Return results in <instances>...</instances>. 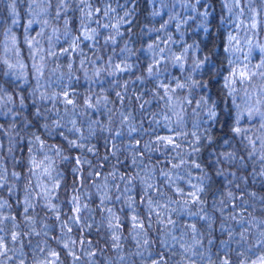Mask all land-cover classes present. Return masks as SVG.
<instances>
[{
  "label": "trees",
  "instance_id": "obj_1",
  "mask_svg": "<svg viewBox=\"0 0 264 264\" xmlns=\"http://www.w3.org/2000/svg\"><path fill=\"white\" fill-rule=\"evenodd\" d=\"M253 1L257 7L259 0ZM87 2L91 9L100 8L101 12L89 18L81 12L84 5L79 0H67V10L61 8L57 18L60 0L47 1L49 24L37 48L44 65L39 78L21 28L15 30L27 65L24 78L8 74V63L0 49V183L4 184L0 187V205H4L0 207V218H15L0 223L4 229L0 234H6L9 248L14 249L8 254L10 259L0 258V264H42L49 249L60 253L61 264H74L63 248L65 242L72 247L68 237L77 242L75 252L80 259L75 264H154L161 257L166 264H220L224 259L230 264H259V257L264 256V176L260 175L264 160L259 158L264 155V135L256 132L255 120L250 122V129L239 120L244 89L239 77L232 76L243 68L235 48L237 40L243 42L239 32L243 16L235 8L230 9L226 0ZM23 3H17L21 26L26 22L28 0ZM205 11L209 13L207 20L202 15ZM0 15L3 27L9 19L3 0ZM81 23L88 31L96 30L98 35L93 41L82 38ZM104 24L109 27H102ZM114 26H118L119 34ZM75 36L81 37L79 47L65 54ZM109 37H114L115 43H105ZM230 37L234 39L230 41ZM49 51L57 55H49ZM115 65L131 66V70L120 71ZM150 65L154 73L151 77L147 72ZM177 83L185 87L178 88ZM252 88L253 92L257 90ZM65 91L74 105L64 102ZM41 94L46 99H41ZM9 95L13 97L11 102L7 100ZM21 96L25 100L23 109ZM89 98L92 108L85 103ZM209 107L215 111V118L209 117ZM37 109L42 113L40 117L35 116ZM57 121L63 127H56ZM71 121H75L79 132L69 131ZM235 127L241 129L240 134ZM33 133L44 142L43 150L39 143H31ZM64 137L83 144V149L69 147ZM160 137L174 142L167 144ZM249 138L255 141L254 148ZM56 148L68 159L57 155L52 150ZM45 153L53 162L55 179L49 180L38 172V181L29 172V159L34 156L40 161ZM229 154L237 159L226 161ZM76 157L88 163L76 165ZM174 164L179 167L174 168ZM75 168H79L78 173H74ZM128 177L133 178L130 185ZM56 180L60 186L53 193V211L37 195L41 191L37 183L52 188ZM147 184L153 188H147ZM192 185L203 187L204 191L198 193L202 204L193 203L188 195L194 190ZM126 186L130 188L127 193ZM104 193L111 197L105 200L106 207L121 218L123 225L119 249L111 246L105 220L108 214L100 206ZM26 196L34 204L27 214L30 220L23 213ZM73 196H79L80 204L88 206L76 214L86 225L83 230L71 223L75 214ZM129 197L145 227L151 222L147 246L142 245V236L134 237ZM148 199L154 209L150 216ZM185 200L189 201L186 206ZM156 212L161 214L163 224L158 222ZM201 215L209 220H201ZM169 217L175 225L168 224ZM62 223L72 231L67 232ZM193 223L199 233L196 240L202 245L193 240L188 227ZM13 231L31 234L22 235V246L13 245ZM209 239L213 241L211 245ZM80 240L86 243L81 245Z\"/></svg>",
  "mask_w": 264,
  "mask_h": 264
},
{
  "label": "snow or ice",
  "instance_id": "obj_2",
  "mask_svg": "<svg viewBox=\"0 0 264 264\" xmlns=\"http://www.w3.org/2000/svg\"><path fill=\"white\" fill-rule=\"evenodd\" d=\"M197 3L200 2V0H196ZM238 2V0H237ZM79 3L80 4H83L84 5V8L81 9V12L84 13L85 16L87 17H92L94 14H99L101 12V9L100 8H96V9H91V6L90 4H88L87 0H79ZM66 4H67V0H60V4H59V7L57 8V11H56V17L59 18L60 16V9L63 8L65 11L67 10L66 8ZM227 6V5H226ZM10 9H11V14L13 15L14 17V23L17 22L16 21V9H15V0H12V3L9 5ZM40 5L37 3V0H30V7L28 9L29 13L33 16L32 19H29L28 20V29H30L32 27L33 24H40V23H43V24H48V20L47 19H44L43 21H41L40 19H37V15H39V13H37L35 11V8H39ZM85 9H87V11H85ZM43 12H47V8H43ZM104 15L107 16L108 15V11L107 10H104ZM127 15V13H126ZM203 17L205 20H207L208 16H209V13L207 11H205L204 13H202ZM68 21L65 20V24L67 25ZM97 24H99V20L96 21ZM257 26V22L255 20V18L253 17V21H252V24H251V27L255 28ZM102 27L104 28H108L109 25L108 24H104L102 25ZM114 27H117V34H119V31H118V26H114ZM28 29H25V31H28ZM81 31L83 32V39L86 40V41H93L96 37V35H98V33L96 32L95 29L91 30V31H88L85 24L84 23H81ZM41 32H43V29H41ZM81 37L80 36H75L72 38L71 40V43L69 44V48L65 49L64 52L65 54H70L69 52V49H71V52H75L77 50V48L79 47V41H80ZM230 41L232 39H234V37H230L229 38ZM109 40L112 42V43H115V39L114 37H109L108 40L105 41V43H108ZM25 42L29 44V47L30 49L32 48V43L31 41H28L27 40V37L25 38ZM39 42L37 41V44ZM13 44H15V38L13 37ZM151 47V45L149 46ZM262 51H264V49H262ZM49 55H57L55 52H52V51H49ZM32 58L33 60L35 61L36 59V55L35 53L33 52V55H32ZM41 60H43V56L40 57ZM177 60H180L181 58L180 57H176ZM5 63H7V61H5ZM83 63V61L81 62ZM156 64L159 63V61H155ZM9 69L15 67L14 65H11L9 64L8 65ZM21 67H24V65H21ZM116 69H119L120 71H130L131 70V66H127L125 68H121L120 65H115ZM33 68L37 74V78H39L40 76L43 75V68H44V65L43 64H36L34 63L33 64ZM69 68H71V64H69ZM257 69H264V60L261 61V63L259 65L256 66ZM147 72L149 74V76L151 77L152 75H154L153 73V67L150 65L147 69ZM114 74V73H113ZM257 75L256 72H251V75H249V70H247V65H245V70H241L239 71L238 73L237 72H233L232 73V76L236 77L238 76L239 79L241 80V82H243L244 80H248L251 78V76H255ZM260 75L261 76H264V71H261L260 72ZM17 79H20V76L17 75ZM160 87L164 88L165 86L163 84L160 85ZM177 87L178 88H184L185 85L184 84H180V83H177ZM173 92L175 91V89L172 90ZM119 95V93L117 94ZM168 95V90L165 88V96ZM41 99H46V97L41 94ZM20 108L23 109L25 107V100H24V97H20ZM168 99L171 100V96H168ZM7 100L9 102H11L13 100V97L12 96H8L7 97ZM63 100L64 102L67 104V105H74V100L72 98H70L69 94L67 91L64 92L63 94ZM33 103H35V101H33ZM85 103L87 104V107L89 108H92L93 107V104L90 102V98L88 100L85 101ZM261 104H264V100H261V99H257L255 101V105H250L247 109V116L248 118L251 120V119H255L256 117H259L261 123H260V128L261 129H264V111H261L260 107H258V105H261ZM143 104H141V108H143ZM209 117L210 118H215L216 116V113L215 111L212 110L211 107H209ZM42 115L41 111L39 109L36 110L35 112V116L36 117H40ZM13 118H15V115L13 116ZM165 119H167V117H165ZM27 121H25V124L27 125ZM72 123V129H69V131H72V130H75L76 132H79V128L76 127L75 125V121H71ZM237 124H239V120L237 119ZM43 127L45 129H47L48 125L45 124L43 125ZM56 127H63V125H61L58 121L56 122ZM133 131H135V129H132ZM234 131L237 133V134H240L241 132V129L239 127H235L234 128ZM247 131V130H245ZM117 135H120V133H117ZM193 135H195V133H193ZM33 136H34V141H32L31 143H39L40 144V150H43L45 145H44V142L40 139V137L38 135H35V133H33ZM65 140H67L68 142V145L69 147L71 148H80V149H83L84 145L83 144H80L78 143L77 141L75 140H68L67 137H64ZM81 139H83V137L81 136ZM159 139L161 140H165L167 142V144H173V139H170V138H167V137H160ZM259 139V138H258ZM139 143V142H137ZM262 143V146H264V141H261ZM249 145L252 146L254 148L255 146V141H253L251 138H249ZM175 147H179L178 144L174 145ZM53 151H55L57 153V155H61L62 159H65L67 160L68 157L66 156H63L62 155V152H61V149L59 148H56V149H52ZM88 151H93L92 148H88ZM251 156V154H250ZM261 160H264V155H261L259 157ZM237 159V157L229 154L228 156L225 157V160L228 161V162H233ZM45 161H48V163L45 165ZM239 162L240 164L243 166V158H239ZM52 161L49 160V157L47 156V153L44 154V157L42 160L40 161H37L35 159L34 156H30V159H29V172L31 173V175L33 176H37V179L39 181V176H38V172H39V175H42V176H46L49 178V180H54L55 178L53 177L52 173L53 171H55L53 168H52ZM75 163L76 165H81L82 163H88L87 160H81L79 157H76L75 158ZM180 163H184L183 160L180 161ZM43 166V167H42ZM195 167L199 168L200 165L199 164H195L194 165ZM173 167H179V164H174ZM74 173H78L79 172V168H75L73 169ZM218 175H223L222 172H218L217 173ZM13 176H15L17 179H19V175L15 172L12 173ZM113 175V178H115V173L112 174ZM165 175H168L167 173H165ZM261 176H264V171H262L260 173ZM57 176H59V173H57ZM233 176H235V173H233ZM121 180H124L125 177L124 176H120L119 177ZM106 179V178H105ZM132 177H128L127 178V184H131L132 183ZM4 184L3 183H0V187H3ZM59 181L56 180V182L53 184V187L52 188H47L45 185H43L42 183L38 182L37 183V187L41 189L40 193H38L37 195L41 196L44 200H45V207H47L49 210H53L55 211L56 210V206L52 204V198H53V193L55 192V190L57 188H59ZM147 188H153V185L152 184H147ZM192 188L194 189L191 193H189L188 195H190L192 197V202L193 203H196V204H202L203 201H201L198 193L200 192H203L204 189L203 187H198L196 185H192ZM125 193L129 192L130 191V188H128L127 186L125 187L124 189ZM146 191V190H145ZM178 191H181L182 190H178ZM31 195V193H29V196ZM229 195H231V193H229ZM252 195H255L254 193ZM29 196H26L25 197V200H24V207H23V213L25 214V219L26 220H30V217L27 215L29 213V209L30 208H33L34 207V204L32 203V201L29 199ZM111 197L107 195V193H104L102 196H101V199H100V206L102 208L105 209V211L107 212V216L105 217V220H106V223H107V228L110 232V241H111V246L113 248H116V249H119L120 248V234H121V229H122V223H121V218L111 209V208H107L106 205H105V200H110ZM117 200L120 199V196L117 195L116 197ZM80 198L79 196H73L72 197V200H71V203H72V209H73V212L75 213L72 217H71V223L76 225L77 227H80L81 230H83V227H85L86 225H83L81 223V217L79 215H76L78 213H80L82 211V208H87V204L85 205H81L80 202H79ZM145 201L144 200H141V203H144ZM188 200H185L184 201V205L186 206L188 204ZM134 201L131 197L128 198V208L132 210L133 212V215L131 216V227H132V231L134 233V237H138V236H142L143 237V240H142V245L143 246H147L149 244V240L147 238V231L148 229L151 228V222L149 221L147 227H145V221L143 219H141L138 215L135 214V208L133 207L134 205ZM152 200L151 199H148L147 200V205L149 207V216L152 214V212L154 211V209H152ZM4 205H0V207H3ZM159 207H165L163 205H159ZM155 215L157 216V220L159 223L163 224L164 221L163 219H161V214L159 212H156ZM59 215L57 214V219H59ZM235 219V217H233ZM15 220L14 217H2L0 218V223H3V221L5 220ZM200 219L201 220H204V221H208L209 218L207 216H204V215H201L200 216ZM168 224H171V225H175V221L171 219V217L168 218ZM62 228L64 227H67V224L66 223H62L61 225ZM90 227V226H88ZM188 227L190 228L191 232L194 234L193 235V240L196 242V244L199 246V245H202V241H199V240H196V235H198V230L196 228V224L193 223L191 225H188ZM208 227L211 228V223H208ZM99 230V229H97ZM223 230V229H222ZM72 231V228L70 227H67V232H71ZM0 233H4V229L3 228H0ZM31 233H19V232H16V231H13L11 233V236H10V241L13 245L19 243L21 246L23 245V239H22V235L23 236H27V235H30ZM36 235H39V233H35ZM46 234V233H45ZM262 236H264V233H261ZM68 241H70L72 247H70V244L69 242H65L63 243V248L67 250L66 254L67 255H70L73 257V262L75 264V261L79 260L80 259V256L76 255V252H75V245H76V241L75 240H72L71 237H68L67 238ZM173 240H176V237H173ZM212 240L209 239L208 240V244L211 245L212 244ZM264 242V241H262ZM84 243H86V241L84 240H80V244L83 245ZM87 243H91L90 241H87ZM137 243L138 244H141V240H137ZM181 247H184L183 244H181ZM14 249H11L9 248V245H8V240H6V234H0V258H4V259H10L11 257H9V252L10 251H13ZM186 252H190L191 249H185ZM92 255H95V253H91ZM142 254V253H141ZM47 257L43 262L42 264H61V261H60V253L55 251V250H52V249H49L48 250V253H47ZM121 260L124 259V257H120ZM154 264H166V262H163V259L161 257L160 260H156L154 261ZM220 264H230V261L227 260V259H224L220 262ZM252 264H257L256 261H253ZM259 264H264V256H261L259 257Z\"/></svg>",
  "mask_w": 264,
  "mask_h": 264
},
{
  "label": "rangeland",
  "instance_id": "obj_3",
  "mask_svg": "<svg viewBox=\"0 0 264 264\" xmlns=\"http://www.w3.org/2000/svg\"><path fill=\"white\" fill-rule=\"evenodd\" d=\"M20 1L24 5V0H15V9H16V21L14 23V17L11 14V9L9 5L12 3V0H3L4 4L7 8V14L9 19L2 27V20L0 15V49L2 51V57L4 60L7 61L8 65H14L15 67L9 69L8 74H13L14 76L20 75L22 78L25 77L27 73V65L25 62L24 55L22 53L21 48L18 44V33L15 29L21 28V34L27 37L28 41H31L32 48H31V57L33 52L36 55L35 61L32 58V66L34 63H40V51L37 49L41 42V37L43 36L44 30L48 27V24H33L30 29H28V20L32 19L33 16L29 13L28 9L30 7V0H28V5L25 7L26 11V22L20 25V8L18 7L17 3ZM48 0H37V3L40 5L39 8H35V11L39 13L37 15V19L43 21L44 19L48 20L47 12H43V8L46 7V3ZM227 4L229 5L230 9L235 8L234 10L241 16H243V23L240 25V33L242 34V44L237 40L235 48L237 49L236 54L237 58L239 59V63L243 67L242 70H245V65H247V70H249V75L251 72H256L257 75L251 76L250 79L244 80L241 82L242 88L244 89L242 95L240 96V115L239 120L244 125L243 127L246 129H250V122L255 120L258 125V129L256 132L261 133L264 135V129L260 128V119L256 117L255 119H249L247 116V109L250 105H255V101L257 99L264 100V76L260 75L261 71L264 69H257L256 66L264 60V0H259L257 7H255L256 2L253 0H246L242 2V0H226ZM241 3L244 5H241ZM260 7V9H259ZM243 8L247 10L244 14L241 11H244ZM48 10V9H47ZM253 17L257 22V26L255 28L251 27ZM28 29V31H25ZM43 29V32H41ZM13 37L15 38V44H13ZM37 41L39 42L37 44ZM24 65V67H21ZM36 74V72H35ZM250 83L251 86H250ZM238 84V83H237ZM241 84H239L241 86ZM256 87V91L253 92V88ZM251 91V92H250ZM261 111H264V104L258 105Z\"/></svg>",
  "mask_w": 264,
  "mask_h": 264
}]
</instances>
